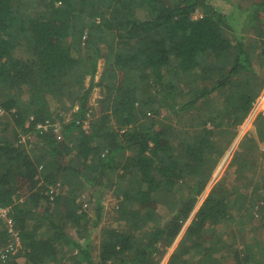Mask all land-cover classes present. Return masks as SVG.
Returning a JSON list of instances; mask_svg holds the SVG:
<instances>
[{
    "label": "trees",
    "instance_id": "obj_1",
    "mask_svg": "<svg viewBox=\"0 0 264 264\" xmlns=\"http://www.w3.org/2000/svg\"><path fill=\"white\" fill-rule=\"evenodd\" d=\"M263 88L264 0H0V264H160ZM263 148L261 112L167 264H264Z\"/></svg>",
    "mask_w": 264,
    "mask_h": 264
},
{
    "label": "rangeland",
    "instance_id": "obj_2",
    "mask_svg": "<svg viewBox=\"0 0 264 264\" xmlns=\"http://www.w3.org/2000/svg\"><path fill=\"white\" fill-rule=\"evenodd\" d=\"M221 7L223 6V3L220 2ZM102 65V64H101ZM100 65V67H101ZM102 68H100L101 71ZM95 81L99 80V73L95 76ZM91 83V79L90 77H88L85 81V85L89 86ZM100 96L99 93V88H94L93 93H92V103L93 105H97V98ZM264 112V88L262 89V91L260 92L259 96L257 97V99L254 102V106L250 112V114L248 115V117L245 119L244 123H242L239 127H238V131L236 134V137L234 138V141L231 143L230 147L227 149L226 153L223 155V157L219 160L218 164L216 165V168L214 169L212 178L210 179V181L207 184V187L205 189V191L201 194V196L199 197V200L192 212V214L190 215V217L188 218V220L186 221L185 225L183 226L181 232L179 233V235L177 236V238L174 240L173 244L171 246H168L166 249V252L160 262V264H167L168 260L170 258V255L173 253V251L176 249L179 241L181 240V238H183V236L185 235L186 232V228L188 227V225L190 224L193 216L195 215V213L197 212L198 208L201 206V204L203 203V201L205 200V198L207 197V195L209 194L210 189L213 187V185L220 180V178L222 177V175L225 173L228 164L230 163L232 156L234 154V152L236 151L239 142L241 141L242 137L248 132L251 131L253 129V122L256 118V116L261 113ZM179 123H181V120L179 121ZM87 124V123H86ZM261 145V144H260ZM264 149V148H263ZM104 196L102 197L101 201L104 205V210H103V219L101 220V224L100 226L94 231L96 232V234H99L100 232V228L103 226H108V225H116L115 222V216L117 215V211L116 210V204H117V199L116 197L110 192V190H105L104 191ZM85 194H87V192H85ZM94 203L96 204V200L94 199ZM90 212L92 214V216H95V211H96V206H94V204H90ZM160 212L162 213L163 216H166L168 214V212L165 210L164 207H160ZM73 234H74V230H72ZM98 236V235H97ZM97 236L94 237L93 239V245H96L98 243V238ZM96 253V250L95 252ZM220 254H218L217 256H220ZM222 264H230L228 262V260H224Z\"/></svg>",
    "mask_w": 264,
    "mask_h": 264
},
{
    "label": "built area",
    "instance_id": "obj_3",
    "mask_svg": "<svg viewBox=\"0 0 264 264\" xmlns=\"http://www.w3.org/2000/svg\"><path fill=\"white\" fill-rule=\"evenodd\" d=\"M10 207H2L0 208V219H5L8 221L9 223V231L11 232L12 236L15 238V241L18 242L19 241V237H18V233L14 230L13 228V224H12V219L10 217ZM13 249V243H10L7 248H5L4 250L0 251L2 252L0 255L3 259H5L8 255V251ZM13 251V250H12Z\"/></svg>",
    "mask_w": 264,
    "mask_h": 264
},
{
    "label": "crops",
    "instance_id": "obj_4",
    "mask_svg": "<svg viewBox=\"0 0 264 264\" xmlns=\"http://www.w3.org/2000/svg\"><path fill=\"white\" fill-rule=\"evenodd\" d=\"M5 220V219H4ZM6 222H7V226L9 227V223H8V221L7 220H5Z\"/></svg>",
    "mask_w": 264,
    "mask_h": 264
}]
</instances>
